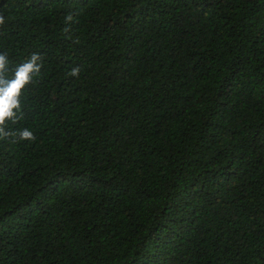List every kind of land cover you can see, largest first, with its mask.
<instances>
[{
    "label": "trees",
    "instance_id": "trees-1",
    "mask_svg": "<svg viewBox=\"0 0 264 264\" xmlns=\"http://www.w3.org/2000/svg\"><path fill=\"white\" fill-rule=\"evenodd\" d=\"M0 17V88L39 66L0 138V264H264V0Z\"/></svg>",
    "mask_w": 264,
    "mask_h": 264
},
{
    "label": "clouds",
    "instance_id": "clouds-1",
    "mask_svg": "<svg viewBox=\"0 0 264 264\" xmlns=\"http://www.w3.org/2000/svg\"><path fill=\"white\" fill-rule=\"evenodd\" d=\"M70 20L71 17H68ZM0 23H3V18L0 17ZM38 56L33 54L30 60L24 64L18 66L15 70L14 76L11 80H7V86L0 88V138H5L10 133L5 131L3 125L5 121L15 117L13 109L19 108V94L25 84L30 82V74L33 71H38L39 66L36 64ZM7 64V57L0 54V80H3V71ZM78 68L72 70V75H77ZM20 139H34L33 133L27 129H23L19 132Z\"/></svg>",
    "mask_w": 264,
    "mask_h": 264
}]
</instances>
